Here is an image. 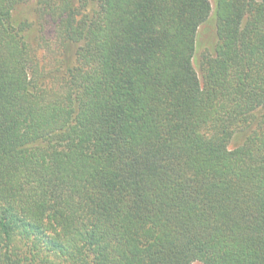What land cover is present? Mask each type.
I'll use <instances>...</instances> for the list:
<instances>
[{"label":"trees","instance_id":"trees-1","mask_svg":"<svg viewBox=\"0 0 264 264\" xmlns=\"http://www.w3.org/2000/svg\"><path fill=\"white\" fill-rule=\"evenodd\" d=\"M195 263L264 264V0H0V264Z\"/></svg>","mask_w":264,"mask_h":264},{"label":"rangeland","instance_id":"rangeland-1","mask_svg":"<svg viewBox=\"0 0 264 264\" xmlns=\"http://www.w3.org/2000/svg\"><path fill=\"white\" fill-rule=\"evenodd\" d=\"M211 12L197 30L195 39V51L193 57L194 68L199 72V65L204 54H213L216 43V20L214 16V3L211 1ZM242 141L240 138H235L230 142V147H234ZM200 264V263H195Z\"/></svg>","mask_w":264,"mask_h":264}]
</instances>
